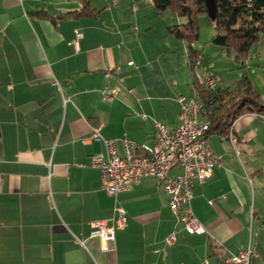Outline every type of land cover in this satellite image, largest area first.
I'll list each match as a JSON object with an SVG mask.
<instances>
[{
  "label": "crops",
  "instance_id": "obj_1",
  "mask_svg": "<svg viewBox=\"0 0 264 264\" xmlns=\"http://www.w3.org/2000/svg\"><path fill=\"white\" fill-rule=\"evenodd\" d=\"M142 1L0 0V264H236L249 244L264 264V112L234 121V147L208 138L221 164L191 200L204 233L176 225L155 179L115 198L87 165L105 151L82 142L93 127L119 153L121 138L152 146L154 120L175 128L191 94L187 50L165 38L183 22L156 25ZM115 201L126 225L102 251L89 223L109 222Z\"/></svg>",
  "mask_w": 264,
  "mask_h": 264
},
{
  "label": "built area",
  "instance_id": "obj_2",
  "mask_svg": "<svg viewBox=\"0 0 264 264\" xmlns=\"http://www.w3.org/2000/svg\"><path fill=\"white\" fill-rule=\"evenodd\" d=\"M82 34L75 30L73 46L79 49ZM202 57L195 62L189 83L191 94L179 95L178 123L168 129L162 122L154 120L156 141L152 146L139 144L127 138L118 139L122 153L115 147V139L104 138L99 126L92 128L90 135L82 139L102 141L105 151L91 156L88 166L97 168L101 177V188L114 196L130 185L144 178L155 179L163 188L167 203L180 225L187 233H204L206 229L192 211L191 200L194 181L200 183L212 175L213 168L221 164V157L213 153L205 137L207 129L206 113L196 93V86L205 89L216 87L217 80L209 72L201 70ZM200 70V71H199ZM227 140L235 146L236 135L231 126ZM114 216L107 220L90 221L87 239L97 240L102 251H109V243L115 238V231L126 225L125 210L115 201ZM175 230L165 239L166 246L173 244ZM76 241L85 247L86 239ZM158 251V249H156ZM255 251L249 244L245 249L231 255L227 261L236 264H250Z\"/></svg>",
  "mask_w": 264,
  "mask_h": 264
},
{
  "label": "trees",
  "instance_id": "obj_3",
  "mask_svg": "<svg viewBox=\"0 0 264 264\" xmlns=\"http://www.w3.org/2000/svg\"><path fill=\"white\" fill-rule=\"evenodd\" d=\"M159 13L169 11L186 20L168 27L177 39L195 40L198 37L197 15L206 14L204 0H151ZM216 18L210 23L214 29L212 43L225 50L233 49L236 57H246L250 46L264 35V0H215ZM207 15V14H206ZM190 47V46H189ZM190 71L200 58L201 52H188ZM214 76V75H213ZM206 113L205 137L217 135L223 138L234 121L243 114L264 112V101L257 88L244 76L235 84L221 89L195 88Z\"/></svg>",
  "mask_w": 264,
  "mask_h": 264
},
{
  "label": "rangeland",
  "instance_id": "obj_4",
  "mask_svg": "<svg viewBox=\"0 0 264 264\" xmlns=\"http://www.w3.org/2000/svg\"><path fill=\"white\" fill-rule=\"evenodd\" d=\"M142 4L141 7L146 10V13L149 16H154V20L157 21L156 25L165 24V20L170 18L179 19V22L183 23L186 20L184 17L177 16L169 11L157 12L151 0H143ZM197 25L198 37L195 40L177 39L170 33V35L165 33V38L170 37L173 45H179L182 56H186L184 49L188 52L190 47L193 50L200 51L203 57L200 69L209 71L214 75L219 88H227L245 76L251 85L257 88L260 98L264 101V35L260 36L250 46L246 57H239L240 60H238L233 49L225 50L212 43L214 29L205 13L197 15ZM156 35V33H153V36L156 37ZM211 138L218 139L217 136Z\"/></svg>",
  "mask_w": 264,
  "mask_h": 264
},
{
  "label": "water",
  "instance_id": "obj_5",
  "mask_svg": "<svg viewBox=\"0 0 264 264\" xmlns=\"http://www.w3.org/2000/svg\"><path fill=\"white\" fill-rule=\"evenodd\" d=\"M206 14L210 20H214L217 14V6L215 0H204Z\"/></svg>",
  "mask_w": 264,
  "mask_h": 264
}]
</instances>
